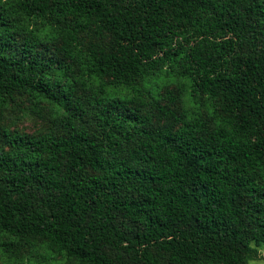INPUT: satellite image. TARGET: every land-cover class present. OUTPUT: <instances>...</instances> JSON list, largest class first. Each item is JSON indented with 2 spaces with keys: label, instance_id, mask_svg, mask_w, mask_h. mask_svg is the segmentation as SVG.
<instances>
[{
  "label": "trees",
  "instance_id": "16d2710c",
  "mask_svg": "<svg viewBox=\"0 0 264 264\" xmlns=\"http://www.w3.org/2000/svg\"><path fill=\"white\" fill-rule=\"evenodd\" d=\"M263 246L264 0H0L5 264Z\"/></svg>",
  "mask_w": 264,
  "mask_h": 264
},
{
  "label": "rangeland",
  "instance_id": "374dc122",
  "mask_svg": "<svg viewBox=\"0 0 264 264\" xmlns=\"http://www.w3.org/2000/svg\"><path fill=\"white\" fill-rule=\"evenodd\" d=\"M19 129H24L28 132H34L38 129L46 128V125L42 124L41 121L34 117L24 118L17 122ZM7 262L6 257H0V264ZM250 264H264V246L260 248V254L256 259L250 261Z\"/></svg>",
  "mask_w": 264,
  "mask_h": 264
}]
</instances>
